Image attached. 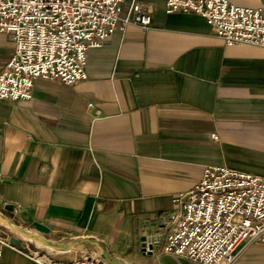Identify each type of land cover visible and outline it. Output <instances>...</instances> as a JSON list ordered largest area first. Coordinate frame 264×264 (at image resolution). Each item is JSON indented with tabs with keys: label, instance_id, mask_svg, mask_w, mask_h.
Listing matches in <instances>:
<instances>
[{
	"label": "crops",
	"instance_id": "obj_1",
	"mask_svg": "<svg viewBox=\"0 0 264 264\" xmlns=\"http://www.w3.org/2000/svg\"><path fill=\"white\" fill-rule=\"evenodd\" d=\"M139 1L152 26L90 49L87 80L38 79L31 100L0 101V229L23 249L62 263L94 252L106 264L107 255L197 264L162 252L159 216L208 166L264 176V48L227 47L203 17L167 14V0ZM14 51L0 33V72ZM149 234L158 244L145 253ZM0 264L37 263L8 247ZM234 264H264V246L249 245Z\"/></svg>",
	"mask_w": 264,
	"mask_h": 264
},
{
	"label": "built area",
	"instance_id": "obj_2",
	"mask_svg": "<svg viewBox=\"0 0 264 264\" xmlns=\"http://www.w3.org/2000/svg\"><path fill=\"white\" fill-rule=\"evenodd\" d=\"M0 0V33L14 55L0 72V101L33 98L38 79L75 85L88 79L87 54L130 26L149 29L153 16L139 0ZM167 14L203 17L225 46L264 48V7L244 8L229 0H167ZM218 139L216 135L213 136ZM159 216L167 231L162 252L197 264H234L252 244L264 245V176L225 165L208 166L200 182ZM153 252L152 235L144 237ZM13 248L37 264H106L94 252L62 263L39 249H23L0 229V260Z\"/></svg>",
	"mask_w": 264,
	"mask_h": 264
},
{
	"label": "water",
	"instance_id": "obj_3",
	"mask_svg": "<svg viewBox=\"0 0 264 264\" xmlns=\"http://www.w3.org/2000/svg\"><path fill=\"white\" fill-rule=\"evenodd\" d=\"M5 210L7 211H10V212H15L17 211V208L16 206L14 205H6ZM33 226L41 233L43 234H46L48 235L50 233V229L46 226H44L43 224H40L38 222H34ZM14 244L16 245H19V242H14ZM107 258V261L110 263V264H120V263H117V260L109 255L106 256Z\"/></svg>",
	"mask_w": 264,
	"mask_h": 264
},
{
	"label": "bare ground",
	"instance_id": "obj_4",
	"mask_svg": "<svg viewBox=\"0 0 264 264\" xmlns=\"http://www.w3.org/2000/svg\"><path fill=\"white\" fill-rule=\"evenodd\" d=\"M262 246H264L263 244H261Z\"/></svg>",
	"mask_w": 264,
	"mask_h": 264
}]
</instances>
